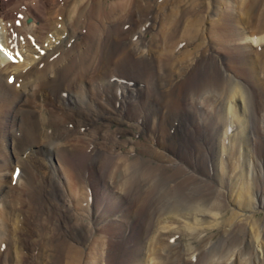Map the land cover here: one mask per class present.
<instances>
[{"label": "bare ground", "instance_id": "obj_1", "mask_svg": "<svg viewBox=\"0 0 264 264\" xmlns=\"http://www.w3.org/2000/svg\"><path fill=\"white\" fill-rule=\"evenodd\" d=\"M198 1H202L200 4L205 6V9L191 17L190 13L194 7L198 6ZM262 1H247L245 16L241 17L243 20L241 23L245 26L238 33L243 39L239 41L238 46L242 56L233 58L229 55L230 62L234 60L237 64L239 61H245V66L250 71V78L255 77L254 84L257 89H264V79L258 80L260 61L255 55L251 58L249 56H252L253 46L264 44V40L251 39L244 35L247 32V22L244 23V19L245 21L251 19L252 15L258 11L256 4L260 5ZM143 3H146L144 7ZM226 3H229V0H226ZM180 5H184L182 11L177 9ZM223 7L214 8L212 0H0V45L5 46L10 54L14 55V61L10 63L0 52V201L2 203L0 207V247L3 242L6 243H3L6 245L5 250L0 249V260L4 259V264L24 262L23 232L35 222V230L30 237L41 245L37 254L34 253L37 249H33L34 252L31 249V261H36V264H47L52 261L54 264H57V261H59L58 264H83L82 257L90 239H87V235L85 236L81 230L85 229L91 234L95 231L96 224L92 222L90 228L87 229L88 226L81 223L83 226L80 225L78 230H75L69 222L74 216L70 212L71 207L64 202L65 194L71 202H75L74 205L80 206L84 188L87 189V180L91 176L95 177L98 170H101L100 174L103 173L104 178L111 177L112 183L120 177L118 180L121 191H128L133 185L137 194L136 202L128 206L129 208H124L122 198L106 207L102 216L109 212L107 217L110 223H116L112 221H117V223L111 229V224L102 226L101 233L104 230L105 234L114 232V236H122L131 227L134 216L144 215L145 212L140 208L142 204L153 208L152 213L147 212V225L143 224V229L139 230L136 225L132 226L133 232L130 234L132 247L128 252L124 251L119 264H156V261H160L157 264H172L174 260L181 264L180 262L190 254L193 248L197 249L196 247H199L202 241L194 239L193 247V244L186 240L184 233L186 227L183 226L184 232H181L179 227L170 228L169 220L195 219L197 216L201 220L204 214L208 215L207 211L214 210L217 212L216 215H220L222 226L232 224L227 229L220 227L222 228L220 236L223 241L229 243L224 250L228 253L236 250L237 258L247 255L246 248L253 245L251 233L256 237L258 230L254 228V224L251 225L246 213L251 214L252 209L256 210L259 206L256 203L264 205V180L254 175V180L245 184V173L247 175L248 168L240 174L239 166L242 165L241 159L245 158L246 167L248 166L247 156L252 160L251 167H257L259 161L264 159V105L256 120L262 128L261 132L258 131V124H256L253 133L252 126H249L250 123L248 124L241 117V113L238 116L239 112L236 109L233 110L234 115L237 116H235V128L238 123L239 129L232 139V148L229 151L232 157L230 158L223 144L222 130H226L229 126L230 120H227L229 102L238 98L244 104L246 103L244 92L238 90L239 84L232 82L230 78L225 82H218L214 73L206 75L203 81L202 74L199 72L190 80L181 81L176 89L169 90L167 94L165 90H161L156 92V98L150 100L149 96L143 97L142 94L135 97V101L141 105L142 123L148 119L153 127L161 130L164 135L163 143L170 141L169 136L172 135L175 137L171 138L170 142L179 144L183 149H186L190 143L195 148L197 144L200 148L203 146L204 151L200 159L204 160L208 168L215 170L211 173L210 181L192 174L200 161L199 157L198 159L194 157V161L185 160L186 165L178 164L170 167L167 162L172 160H167V155L160 148L154 149L149 145L157 141L151 134L149 137L147 133L145 134L144 142L135 143L142 148L138 151V157L134 159L121 158L114 162V159L105 156L101 151L102 144L109 143L110 138L116 142L109 145L117 148L118 138L115 135L132 132V128L120 130L126 126V121L121 116L107 117L113 120L114 125L117 126L116 130L111 128L108 121H104V105L107 100L119 93L121 86L118 82L108 81V78L114 75L111 71L106 72L108 68L114 66L120 69L121 67L126 71L128 62L125 61L131 55L141 60L137 68L140 66L152 68L157 58L178 40L179 45L175 51H185L187 48L194 47L198 40L190 43L183 42L181 37L188 26L195 24H199L197 32L201 33L203 38L201 37L193 51L196 50L197 60L203 54L208 56L209 52L214 50L211 42L217 40V31L223 29L222 24L226 23L232 30L235 16H239L235 13L236 11L231 10L232 5ZM167 8L171 11L169 17L160 14ZM187 11V16H185ZM122 16L124 17L123 22L128 20V25L133 23L132 28L128 26L125 32L118 31L117 23L120 22ZM160 18L163 19L162 26L150 41V43H155L159 39L160 43L150 49L149 44L138 39V32L141 28L136 26V22L143 23L141 33L145 34L152 30L153 21ZM175 18H177V23L174 24L172 21ZM166 24L169 25L166 26ZM126 37H128V42L125 44L127 49L119 54L114 49V43L117 40L122 42ZM134 37L136 40L131 42V38ZM219 40L227 51L231 50L225 36ZM192 52L183 53V57L187 59ZM217 61L221 62L219 59ZM10 75L13 76V80L8 84L6 78ZM135 80L141 81L142 78L138 77ZM136 81L130 87L133 86L142 93ZM160 84L163 88L166 82L162 81ZM168 85L172 87L173 82L170 81ZM144 87L145 85L142 88ZM189 92L191 94L186 97ZM216 94L222 97L225 103L224 117L219 120L215 116ZM183 97L186 100L180 102L184 99ZM131 107H136V105ZM202 110H205L206 114H203ZM192 126L193 129H191ZM17 131L21 132L19 137L15 135ZM180 133L182 136H179ZM187 134L193 137L192 141L181 138ZM198 139L202 141L198 142ZM127 142H131V139H127ZM159 142L161 140H158ZM241 148L245 150V154L242 157H233V151L238 153ZM54 155L59 163L60 174L65 177L64 188L66 186V190L59 189V179H55L59 171L50 166ZM12 159L19 166V172L14 186L9 189L8 182L5 181L3 175L7 171L10 175ZM107 160L112 161L109 167ZM139 161L141 169L135 172L133 166ZM105 162L108 170L103 172ZM71 170L73 172L75 170L80 177L76 178L73 183L70 179ZM85 171L88 173V178L86 177V181L83 182L81 179L84 176L80 174ZM130 175H133L131 179ZM104 181L107 184V180ZM22 182H27V187L35 189L39 186L40 188L38 187L36 194L33 190L35 195L30 198L27 196L30 200L28 202L24 201L25 196L17 192L18 204V201L16 200V203L14 196L11 195ZM104 186L107 187L106 195L108 186ZM222 187L230 192L229 199L232 195L235 199V202L230 205H236L244 213L243 222L237 221V215L230 212L228 208L224 210L217 206L219 198L223 196V192L219 190ZM236 188H238L237 191ZM189 189L192 190L188 191ZM260 189L262 190L260 199L255 200L256 194L253 203L250 204V196L255 191L259 193ZM176 197L179 198L175 200ZM170 200H173V203L169 207H160ZM89 205L88 202L87 206ZM121 211L123 215L118 216L117 213ZM31 213L35 215L34 219L30 217ZM218 231L206 237L204 248L217 237ZM31 232L29 228L26 234ZM61 236L63 244L58 246L56 242ZM165 236L175 237L179 246L167 244L166 238L163 241ZM233 236L234 238H229ZM243 241L244 246H242ZM128 242L125 241V243ZM163 243L168 250H165L167 253L164 251L160 254L159 248H164ZM222 244L218 246V249H223ZM107 245L109 243L99 237L91 245L90 251L95 253L96 264H99L100 260L109 263L106 258ZM259 245H257L258 248H262ZM214 248L211 247L209 251H214ZM250 249L253 264H264V260L257 263L255 248ZM32 252L37 257L33 256ZM210 252L199 254L200 259L198 257L196 264H222L210 261L208 257ZM84 264H89V262L86 261ZM225 264L234 263L227 260Z\"/></svg>", "mask_w": 264, "mask_h": 264}, {"label": "rangeland", "instance_id": "obj_2", "mask_svg": "<svg viewBox=\"0 0 264 264\" xmlns=\"http://www.w3.org/2000/svg\"><path fill=\"white\" fill-rule=\"evenodd\" d=\"M247 1L248 0H243V2H242V0H241L239 2V0H229V3H226V0H216V1L212 0V4H213L214 8H222L223 6H224L223 8H225V6L227 7V6L232 5L231 10H233L234 12L236 11L235 13L239 14V16H237V17L235 16V21L233 24L234 29H232V30L230 29V27L226 23L222 24L221 28H223V29L217 31V35H216L217 40L211 42V46L214 50L212 52H209L208 56H205L203 54L202 57L199 60H197L198 55L196 54V50L193 51L196 48V45L198 44L199 40L202 37V34L197 32L199 29V24H195L192 26H188L185 29L183 36L181 37V38H183V42H189L190 43V42H193L195 40H198L194 47L187 48L185 51H182V50L181 51H178V50L175 51L176 47L179 45V40H178L177 42H175L172 45V47L169 50H167L159 58H157L154 66L152 68H148V66H146V67L140 66L137 68L138 63L141 62V60L139 57H133L132 55L129 56L128 59H126V61H125V62H128L127 63L128 69L126 71L121 67H120V69L114 68V66H111L108 68V70L106 72L111 71L112 73H115L116 76H119V75L122 76L120 78L124 77L125 80L123 83L127 84V86H129L130 83L131 84L134 83V81H136L135 79H138V77L142 78L141 81H136V82H138V84H140V85H138V84L137 85L141 89L142 93H140L139 90L133 86L129 87V88L126 87L124 90V88H122V85H121L120 89H119V93L112 97L113 103L118 100V103L119 104L121 103V105H119L118 107H115L113 104H109L108 102H106V104L104 105V109H103L104 121H108V123L111 125V128L113 130H116L117 126L114 125L115 123L113 122V120L107 119V117H110V116L119 117V116H121L126 121L125 122L126 126H125V128L120 129V130H127L129 128H132V132L119 133V134L115 135L118 138V140H117L118 147L117 148L109 145V144H113L114 142H116V141L113 142L111 140V138H110L109 143L105 142V145L102 144L101 151L103 152V154L105 156H110L112 159H114V162H115V160H118L121 158H126V159L131 160V159L138 157V151L142 148V146H138L135 143L144 142V139L146 138L145 134L147 133L148 137H149V134H151L154 138L157 139L156 142L152 143L153 145L151 143H149V145L153 146L154 149L160 148L167 155V160H172L171 162L164 161V162H167L170 165V167L176 166L178 164L186 165L185 160L194 161V157L196 159H198V157H199V159H200V155L204 151L203 146H201V148H200L199 145L197 144V147L195 148V146L192 143H190V145L186 149H183L182 147H180L179 144H176V143L173 144V142L172 143L170 142L171 138L175 137L172 135L169 136L170 141L167 140L165 143H163L162 138L164 135L161 132V130H157L155 127H153L152 122L150 123L148 119L144 123H142L141 105H139L135 101V99L134 100L130 99V97H132V96H134V98H135L137 95L142 94L141 96H143V97L149 96L148 98L150 100L152 98H156L157 97L156 92H159L161 90H165V94H167V92L169 90L176 89L179 86V83L181 81L190 80L192 77L195 76L196 73H199V72H201V74H202V80L203 81H204V77L208 74L212 75L211 73H214V77L218 80V82L219 81L225 82L228 78H230V80L232 82L240 85L239 86L240 88H238V90L240 92H244V98H245V102H246L245 104L241 99H238V98H234V100H231L229 102L227 120H230L228 127L231 126V129H230V132H227L226 134H225V129L222 130L223 144L225 145L226 150H227L230 158L232 157L230 152H229L232 148V139L234 138L235 133L239 129L238 123H237V127H236L237 130L235 128V126H236V123H235L236 122V120H235L236 114L234 115L233 110L236 109V111L239 112L238 116H240V113H241L243 115V116L241 115V117H243L244 120H246L248 124L250 123L249 126L250 127L252 126L253 133L255 132L254 129L256 127L255 126L256 124H258V131L261 132L262 128L256 120L259 118L258 115H259L260 110L262 109V107L264 105L263 104L264 103V89H257L255 87V84H254L255 77L250 78L251 77L250 73H249L250 71L247 70L245 63H244L245 61H243V62L239 61V62H237V64L234 63V60H232V62H230L231 61L230 57L234 58L236 56L237 57L242 56V55H240V51L238 49V46L240 45L239 41L241 42V41H243V39H242L241 35H239L238 33H240L244 29L243 26H245L244 24L242 25V23H241V21H243L241 17L245 16L244 12L247 8L246 6L248 5ZM201 2L202 1H198V3H197L198 6L193 8V10L190 13L191 17H194L199 11H201V10L203 11V9H205V6H202V4H200ZM145 4L146 3H143L142 6L144 7ZM256 5L258 6V11L256 13H254V15H252L251 19H247V21H245V19H244L245 17L243 18L244 23L247 22V24H246V26H247L246 31L247 32L244 35L246 37L251 38V39L256 38V40H264V0L262 1V3L260 5L258 3ZM177 9L179 11H182L184 9V5H180L179 7H177ZM168 11H169V8L163 10L160 14L163 16L169 17L171 15V11H169V13L167 14ZM187 13H188V11L185 13V16H187ZM123 16L121 17L120 22L117 23V25L119 26L118 31H120V32H125L129 27L132 28V25H133L132 22L130 23L131 26L128 25V23H127L128 20L123 22V19H124ZM238 17H240V18H238ZM134 19H135V17H134ZM147 20H149V19H147ZM176 20H177V18L173 19L172 23H174V24L177 23ZM248 20H250V22H248ZM162 22H163V19L161 20V18L159 20H156L155 22L153 21L154 25L152 27V30L147 31L145 34L141 33V30H143L142 29L143 23L140 21L136 22V26L141 28V30L138 32V39L144 41L146 44H149L150 49H153L155 45H159V43H160L159 39L155 43H150V41L159 32V29L162 26ZM172 23L170 25H172ZM126 25H127V27H126ZM168 25L169 24H166V26H168ZM101 27H102V25H101ZM235 33H237V35H235ZM222 36L223 37L225 36V38L229 41V47L231 48L232 51L231 50L227 51L226 47L224 45L220 44L221 41L219 39H221ZM134 40H136V37L131 38L130 41L133 42ZM127 42H128V37H126L122 42H119V40H117V42L114 43V49L116 51H118L117 53L120 54L123 52L124 49H127L125 47V44ZM110 45H111V48L114 52L112 44H110ZM253 47H254V50H253V48L251 49L252 56L250 55L249 57L251 58V57H253V55H255L257 57V59L261 62V63L259 62V64L261 66L259 65V68H258L260 70V71H258L259 72L258 73L259 74L258 80H263L264 79V74H263L264 73V62H263V60H264V44L262 43L260 45H254ZM202 50H204V47H202ZM187 51L188 52L193 51V52H192L191 56H189L186 59L183 57V53H185ZM229 55H230V57H229ZM241 58H238V60H241ZM218 59L221 62H218L217 61ZM123 60H125V59H123ZM196 60H197V62H195ZM132 64L135 66L133 67ZM121 69H123V70H121ZM240 71L243 73L241 74ZM137 75H139V76H137ZM162 81L166 82V85L163 86V88L160 84ZM170 81L173 82L172 87H169V85H168V83ZM140 82H142V84ZM83 84L85 85L86 83H83ZM143 85H145L144 88H142ZM67 89H68V91H71V90H69V88H67ZM124 91L126 93H124ZM55 94H57L56 91H55ZM190 94H191V92L187 93L186 97H187V95H190ZM120 96H121V98L119 99ZM216 96H217V98L214 99V101H215L214 102L215 116L219 120V119H222L224 117L223 110H224L225 103L222 101V97L218 96V94H216ZM204 98H201V99H204ZM185 100H186V98L181 99L180 102L185 101ZM205 101H206V99H205ZM206 103H207V101H206ZM125 104H126V109L124 110ZM132 105H136V107H131ZM243 108H244V110H243ZM202 113L206 114L205 110H202ZM189 118H191V117H189ZM193 128L194 127L192 126L191 129H193ZM137 134H139V136ZM179 136H182V134L180 133ZM181 138H183V139L185 138V139L190 140V141H192V139H193V137L189 136L188 134L181 137ZM127 139H131V142H127ZM158 140L159 141L161 140V142L158 143ZM200 141H202V140H199L198 142H200ZM233 154H234L233 157H235V156L242 157L245 154V150L244 149L242 150V148H241L238 153H237V151H233ZM107 161L106 162L109 163L108 164V167H109V165H111L112 161L111 160H107ZM106 162L104 163V165H105L104 169L105 170H103V172L108 170ZM241 162L240 163L242 165L239 166L240 174L245 170V168H248L246 170L247 175L245 173V178H246L244 181L245 184H249L250 180H254V175H255V177L258 175L259 177L263 178V180H264V159H261L259 161V163L257 164V167H253V166L251 167L252 160L248 156H247V162H248L247 167H246V158L241 159ZM53 163L55 166H57V168H55V169H57V171H59L58 174L56 173L57 175L55 176V179H59V181H58L60 184L59 189L62 188V190L63 189L66 190L67 189L66 186L64 188V184L66 183L65 177H64V175L60 174L59 163L57 162L55 155L51 159V165L50 166H52ZM139 164H141L140 161L135 163V166H133V168L135 169V172H137L139 169H141V166H139ZM254 164H255V161H254ZM52 168L54 169V167H52ZM100 172H101V170H98L96 172V175H94L95 177L91 176V178H88V173H87V176H86L88 178L87 189L84 188V192L82 193L83 199L80 202V206L74 205L75 202L74 201L71 202L70 199H68L69 197L67 196V194H65L66 198H65L64 202H65V204L69 205V207H71L70 212L74 216V218H71L69 222L75 230H78V227H80L81 223L87 225L88 226L87 229L90 228V225L92 224V222H94V224H96V226H95L96 229L91 234L89 233V231H87L85 229L81 230V232H83L85 234V236L87 235V239L88 238L90 239L88 242V247L84 250L85 254H83L84 256L82 257L83 264L86 261H88L89 264H96V258L94 257L95 253H93V252L91 253L90 247H92L91 245L93 244L94 240L98 239V237L102 238L103 240H106L109 243V245H107L108 251L106 252V258L109 261V263L103 262L100 260L99 264H119V260L121 258V255L124 253V251L127 250V252H128L132 247L130 245V242H132L131 235H130L133 232L132 226L136 225L137 228H139V230H140V228L143 229L142 225L146 224V222H147V220H146L147 219L146 217L148 216L147 212L152 213L153 208H149V206H145L144 204H142V207H140V208L143 212H145L144 215L138 216V217L134 216V218H133L134 221L132 222L131 227L128 228L126 233L125 234L123 233L122 236H114L115 235L114 232H109V234H105L104 230H103V233H101L100 228L105 227V225H107V224H111L110 219L107 217L109 212L106 214H103L104 216H102V213L106 209V207L113 205V203L118 202L120 200V198H122V201L124 203V205H123L124 208H129L134 202H136V198H137L136 195L137 194H136V188L133 187V185L129 187L128 191H121L119 189L120 188V185H119L120 181L118 180L120 177H117L115 179L116 180L115 183H112L113 180H111V177L109 178V176H108L107 177L108 179L104 178L103 173L101 175ZM214 172H215V170L208 168V166L206 165L204 160L200 159V161H198L197 168H195V170L192 172V174L202 176L206 181H210L212 179L211 173H214ZM74 173H75V170H74V172H73V170H71L70 179H71L72 183L74 182V180H76V178H80L77 173H75V174ZM49 175H51V174L49 173ZM133 175L129 176L130 179L132 178ZM3 177L5 178V181H7V182L11 179L8 171L5 172V175H3ZM73 177H74V179H73ZM31 179H33V178H31ZM72 179H73V181H72ZM104 180H107V184ZM234 180H236V178ZM33 182H36V180H33ZM26 183L27 182H24V183L22 182L17 190L16 189H15V191L13 190L14 192H12L11 196H14L15 201L16 200L18 201V197H17L18 193H20L22 196H25L24 201L25 200L27 202L30 201L27 196H29V198H30L31 196L35 195L40 188L39 186H38L39 188L36 187L35 189L33 187H27L28 185H26ZM103 184L108 186L106 195H105V190L107 187H105ZM13 186H8V183H7V187L9 189H11ZM84 186H86V185L84 184ZM30 188H31V190H30ZM193 188H195V187H193ZM238 188H236V191L238 190ZM33 190H35V194H33ZM191 190L192 189H189L188 191H191ZM219 190H221L223 192V196L219 198L217 206H220L224 210H226V208H228L230 212H234L237 215L236 216L237 221L241 220V222H243L244 221V216H243L244 213L241 212V210L236 205H230V204H233L235 202V199H233L234 198L233 195L229 199L230 192L227 189L222 187V189L219 188ZM232 191H233V188L231 189V192ZM84 194H86V196ZM256 194H257V196H256L255 200L260 199L261 194H262V190L260 189L259 193L255 191L254 194H252V196H250V198H249L250 204L253 203V199L255 198ZM87 195H89V198H87ZM123 197H125V198H123ZM178 198L179 197H176L175 200H177ZM88 199H89L88 202L90 203L89 206H87V203H88L87 200ZM17 201H16V203H17ZM64 202H61V203H64ZM172 203H173V200H170L166 204L160 205V207H162V208L164 206L169 207ZM18 204H19V201H18ZM256 204H258L260 207L257 205L258 206L257 209L256 210L252 209L251 214L246 213V216H249L247 218H250L249 222H251V225L254 224V228L255 229L257 228V230H258V234L256 237L253 236V234L251 233V239H252L253 245L255 247L252 245L251 247L246 248V251L248 252L247 255L243 256V257L241 256L238 258L236 257V250L235 249H233L235 251H232V252L230 251L229 253L224 250L225 246H227V244H229V243L225 240L223 241V238L220 236V234L222 232V228H225V229L230 228V226L232 224H230L229 226L225 225V227H224V225L222 226L223 222H221V219L219 217L220 215L215 214V213H217L216 210L207 211L208 215L204 214V218L202 217L201 220H200L199 216H197L195 219L183 218L180 221H178L177 219L169 220L170 228L177 229L179 227V228H181V232H184L183 226L186 227L185 232H184L186 234L185 235L186 240L188 243L193 244V247H194V243L192 241L194 239H198V240L202 241V244H200L199 247H196L197 249L193 248L192 251L190 252V254H188L184 258V260L180 263L181 264H196L198 257H199V254H201L202 252L203 253L210 252L209 251L210 248L211 247L214 248V246H215L214 251L210 252L208 255L210 261H212V262H217V263L219 262V263L225 264V262L227 263V260H229V261L231 260V262L233 261L234 264H246L245 262H247V263L249 262L250 264H253L252 253H251V251H249L250 248H251L250 250L255 248V254H256L255 256H257V260H256L255 256H254V258L257 261V263L260 262V260L261 261L264 260V242H263L264 241V205H260L259 203H256ZM1 205H2V203L0 201V207H1ZM185 205L190 206L188 204H185ZM98 213H100V214H98ZM221 213L223 214L224 212H221ZM93 214H94V216H93ZM117 214H118V216H122L123 211H121ZM28 216H29V214H28ZM30 217H33V219H34L35 215H32V213H31ZM106 218H108V220H105ZM150 218H152V216ZM112 222L117 223V221H112ZM116 223L111 224L110 229L114 228V225ZM167 225L168 224H166V226ZM35 226H36V222L34 223V225L33 224L30 225L29 228L32 232L29 234H26L29 231V228H26V230L24 229L25 230L23 232L24 238H25V239H23L24 246L22 245V248H24L23 254H22V256L24 258L23 259L24 262H21L22 264H36V261L32 260L33 261L32 262L31 258H30L31 249H32V251H33V249H37L36 252L33 251L34 253L37 254L38 249L41 245V244L37 243L36 240L34 241V239L30 237L31 234L33 233V231L35 230V228H34ZM82 226L83 225H81V227ZM221 226H222V228H220ZM76 227H77V229H76ZM159 231H160V229H159ZM217 231L219 233V234H217V237L210 243V245L208 244V246H206L204 248L203 244L206 241V237L209 234H211L212 232H217ZM235 232L237 233V230ZM117 234L118 233H116V235ZM165 235H167V234H165ZM165 238H166L167 244L174 245V246L178 245L177 239L175 237L170 238L168 236H165V237H163V241L165 240ZM229 238L232 239V238H234V236L229 237ZM63 239H64V237H63ZM173 239H175L176 241ZM249 239H250V237H249ZM125 241H129V242L125 243ZM3 243H5V242H3ZM5 244H3V245H5ZM59 244H61V245L63 244L62 236L56 242V245L59 246ZM221 244H222L221 248H223V249L220 250V249H218V246H220ZM244 245H245V242L243 241L242 246H244ZM257 245L262 246V248H258ZM163 246H164V248H161V247L159 248L160 254H163L165 250L166 251L168 250V248H166L165 244ZM178 246H176V247H178ZM5 247H6V245L3 246V248L1 250H5ZM260 251H261V253H260ZM33 252H32V255L34 254ZM100 252H101V250H100ZM102 253L104 256L105 252L103 251ZM213 254L214 255L216 254V255L211 256ZM221 254H222V256H221ZM33 256H36V255L34 254ZM33 258H35V257H33ZM199 259H200V257H199ZM171 260L173 261V259H171ZM57 262L59 263V261H57ZM157 262L160 263V261H156V264H157ZM4 263H5L4 259L3 260L1 259L0 264H4ZM47 264H54V261L48 262ZM172 264H179V263H177V261L174 260Z\"/></svg>", "mask_w": 264, "mask_h": 264}, {"label": "snow or ice", "instance_id": "obj_3", "mask_svg": "<svg viewBox=\"0 0 264 264\" xmlns=\"http://www.w3.org/2000/svg\"><path fill=\"white\" fill-rule=\"evenodd\" d=\"M0 50H2V49H0Z\"/></svg>", "mask_w": 264, "mask_h": 264}]
</instances>
